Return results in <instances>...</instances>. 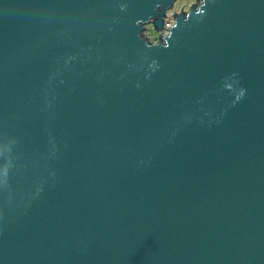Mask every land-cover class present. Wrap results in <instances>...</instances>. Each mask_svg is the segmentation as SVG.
Segmentation results:
<instances>
[{
  "label": "water",
  "instance_id": "water-1",
  "mask_svg": "<svg viewBox=\"0 0 264 264\" xmlns=\"http://www.w3.org/2000/svg\"><path fill=\"white\" fill-rule=\"evenodd\" d=\"M175 1L0 0V264H264V0Z\"/></svg>",
  "mask_w": 264,
  "mask_h": 264
},
{
  "label": "rangeland",
  "instance_id": "rangeland-1",
  "mask_svg": "<svg viewBox=\"0 0 264 264\" xmlns=\"http://www.w3.org/2000/svg\"><path fill=\"white\" fill-rule=\"evenodd\" d=\"M192 1L193 0H176L174 5H173V8H171V10H169L168 13H170V11H172V10H179L181 6H184V8L188 7V5ZM145 34H147L150 39H153V40L156 39L155 31L152 28L150 23L146 25Z\"/></svg>",
  "mask_w": 264,
  "mask_h": 264
},
{
  "label": "built area",
  "instance_id": "built-area-1",
  "mask_svg": "<svg viewBox=\"0 0 264 264\" xmlns=\"http://www.w3.org/2000/svg\"><path fill=\"white\" fill-rule=\"evenodd\" d=\"M194 1V0H193ZM192 1V2H193ZM171 12L172 11H170V13H168V11H167V13H166V16L164 17V24H163V27H164V32H166V28H167V26H170L171 25V23H172V15H171ZM152 26V25H151ZM153 28V27H152ZM155 31V30H154ZM155 34H156V31H155ZM156 36H157V34H156Z\"/></svg>",
  "mask_w": 264,
  "mask_h": 264
}]
</instances>
